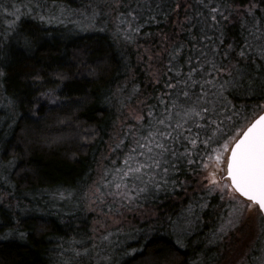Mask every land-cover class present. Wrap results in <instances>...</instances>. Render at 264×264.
I'll use <instances>...</instances> for the list:
<instances>
[{
    "label": "trees",
    "instance_id": "obj_1",
    "mask_svg": "<svg viewBox=\"0 0 264 264\" xmlns=\"http://www.w3.org/2000/svg\"><path fill=\"white\" fill-rule=\"evenodd\" d=\"M0 73V264L236 262L248 240L211 241L220 198L199 190L264 111V0H0ZM145 156L151 214L96 229L92 185ZM193 206L202 223L178 241Z\"/></svg>",
    "mask_w": 264,
    "mask_h": 264
},
{
    "label": "rangeland",
    "instance_id": "obj_2",
    "mask_svg": "<svg viewBox=\"0 0 264 264\" xmlns=\"http://www.w3.org/2000/svg\"><path fill=\"white\" fill-rule=\"evenodd\" d=\"M132 107H130L132 110L127 109L130 114H133L132 111L137 112ZM155 146L152 141L149 144L148 153H153ZM216 155L223 158L221 162L217 163L215 160ZM227 157L228 151H224L223 146L211 153L202 178V186L205 189L201 188L199 190V192L206 191L210 195L218 194L220 198L217 202V210H219L220 215L215 219V226L217 227H215L210 239L217 242L218 239L221 240L223 237L224 240L226 235L231 234L238 228L244 233L240 239L248 241L244 246L245 248L240 250L242 252L239 251L234 255L236 256V262L232 264H248L247 260L250 259L253 264H264V221L261 218L262 214L256 206L249 208L248 205L251 202L243 199L231 188L226 177ZM152 169L156 171V162L145 156L141 161H126L125 165L120 167L116 165L105 173L108 174L106 177H98L96 184L92 185L85 199L87 207L95 214L96 229H105L102 232H113V228L117 225L119 227L124 226V224L130 226L133 221L145 220L151 214V210L145 207V204L139 203V198L143 194L142 191H144L146 185V176ZM213 180L215 183H213ZM205 209V206L203 208L193 206V208L186 209L179 214L180 216L174 224L178 241L182 239V235H185L188 230L191 231L202 223L199 219ZM123 232V235L126 236L125 231ZM110 234L108 233L102 237ZM122 239L127 240L124 237ZM236 247H238V243L235 244Z\"/></svg>",
    "mask_w": 264,
    "mask_h": 264
},
{
    "label": "snow or ice",
    "instance_id": "obj_3",
    "mask_svg": "<svg viewBox=\"0 0 264 264\" xmlns=\"http://www.w3.org/2000/svg\"><path fill=\"white\" fill-rule=\"evenodd\" d=\"M179 7L177 5V8ZM211 12L219 14L224 20L228 19L218 8L213 7ZM249 14H251V10H249ZM211 19L216 21V15H212ZM24 43L25 46H28L30 42L26 39ZM221 44H223V41H221ZM229 49H231V45H229ZM223 55L227 59L228 53L225 52ZM239 56L241 58L245 56L244 49L240 50ZM212 67L221 75L225 72L228 76L232 75L231 71L225 68L224 65L216 68L215 64H212ZM169 71L171 70L169 69ZM2 74L0 73V75ZM208 74L211 75L212 73ZM189 78L191 79V75ZM206 83L211 84L212 81H206ZM221 86L223 87V85ZM169 87L174 88L175 85L169 84ZM183 95L187 97L188 93L184 92ZM207 110L204 109V111ZM223 149L224 151H230L227 163V179L231 182V188L251 202L248 205L249 208L256 206L259 212L264 214V115H260L247 127L239 139L235 140L230 150L227 143L223 145ZM222 159L220 155L215 157L217 163L221 162ZM164 171H167V169H164ZM213 183H215L214 180Z\"/></svg>",
    "mask_w": 264,
    "mask_h": 264
},
{
    "label": "water",
    "instance_id": "obj_4",
    "mask_svg": "<svg viewBox=\"0 0 264 264\" xmlns=\"http://www.w3.org/2000/svg\"><path fill=\"white\" fill-rule=\"evenodd\" d=\"M260 115H264V111H263L262 113H260V114H259V115H258V116H257L252 122H254V121H255ZM252 122H251V123H252ZM251 123H250L248 126H250ZM248 126H247V127H248ZM247 127L243 130V132L246 131ZM243 132L240 134V136L243 134ZM240 136H239V137H240ZM239 137H238L237 139H239ZM237 139H236V140H237ZM234 142H235V141H234ZM233 145H234V143L231 145V147H232ZM231 147H230V149H231ZM230 149H229V150H230ZM229 155H230V151L228 152V156H229ZM227 163H228V157H227ZM227 163H226V176H227ZM229 182H230V180H229ZM230 185H231V182H230ZM236 193H237V192H236ZM237 194L240 195L239 193H237ZM240 196H241L243 199L247 200V199H246L245 197H243L242 195H240ZM247 201H248V200H247ZM262 215H263V217H264V214H262Z\"/></svg>",
    "mask_w": 264,
    "mask_h": 264
}]
</instances>
